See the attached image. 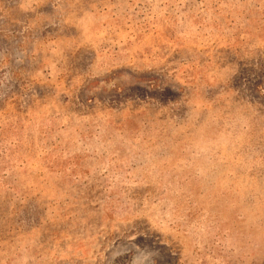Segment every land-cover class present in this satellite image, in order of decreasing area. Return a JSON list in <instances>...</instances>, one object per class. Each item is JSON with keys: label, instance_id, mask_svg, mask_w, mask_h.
<instances>
[{"label": "rangeland", "instance_id": "1", "mask_svg": "<svg viewBox=\"0 0 264 264\" xmlns=\"http://www.w3.org/2000/svg\"><path fill=\"white\" fill-rule=\"evenodd\" d=\"M0 264H264V0H0Z\"/></svg>", "mask_w": 264, "mask_h": 264}]
</instances>
